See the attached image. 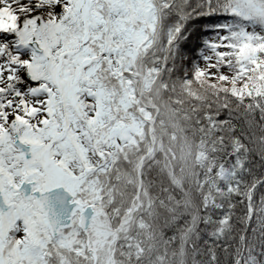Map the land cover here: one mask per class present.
I'll use <instances>...</instances> for the list:
<instances>
[{"label": "snow or ice", "instance_id": "1", "mask_svg": "<svg viewBox=\"0 0 264 264\" xmlns=\"http://www.w3.org/2000/svg\"><path fill=\"white\" fill-rule=\"evenodd\" d=\"M0 264H264V0H0Z\"/></svg>", "mask_w": 264, "mask_h": 264}]
</instances>
